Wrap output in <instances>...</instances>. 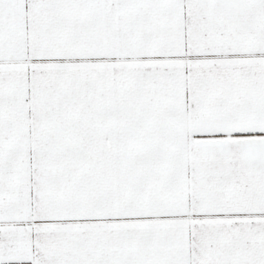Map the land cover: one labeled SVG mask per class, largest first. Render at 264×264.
I'll return each instance as SVG.
<instances>
[{
  "label": "snow or ice",
  "instance_id": "6c2138e0",
  "mask_svg": "<svg viewBox=\"0 0 264 264\" xmlns=\"http://www.w3.org/2000/svg\"><path fill=\"white\" fill-rule=\"evenodd\" d=\"M0 264H264V0H0Z\"/></svg>",
  "mask_w": 264,
  "mask_h": 264
}]
</instances>
